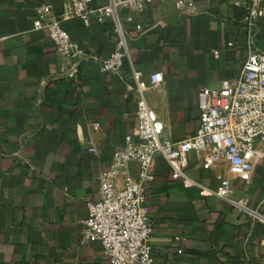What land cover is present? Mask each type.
<instances>
[{
  "label": "crops",
  "instance_id": "0c3cea01",
  "mask_svg": "<svg viewBox=\"0 0 264 264\" xmlns=\"http://www.w3.org/2000/svg\"><path fill=\"white\" fill-rule=\"evenodd\" d=\"M197 1L205 6L193 16L172 0H153L132 20L123 11L128 55L118 76L93 58L64 59L46 31L33 29L37 10L51 5L66 15L72 39L101 58L116 47L112 22L85 25L69 16L68 0H0V264H110L102 245L86 240L84 221L115 152L137 139L134 71L145 81L164 74L144 95L177 141L200 126V90L238 76L248 57L247 0ZM255 29V49L264 51V17ZM76 61L81 75L71 79L64 70ZM204 156L189 153V185L156 157L147 192L155 263L260 264L264 160L247 182L227 164L203 168ZM220 175L231 177L233 194L202 195L219 187Z\"/></svg>",
  "mask_w": 264,
  "mask_h": 264
},
{
  "label": "built area",
  "instance_id": "2783aa9c",
  "mask_svg": "<svg viewBox=\"0 0 264 264\" xmlns=\"http://www.w3.org/2000/svg\"><path fill=\"white\" fill-rule=\"evenodd\" d=\"M172 1L181 13L190 16L201 13L205 6L197 0ZM68 2L69 16L81 19L85 25L93 21L113 23L118 39L110 55H88L64 26L66 15L56 13L51 5L37 10L33 29L46 31L64 59L93 58L101 62L103 72L121 76L128 55V33L121 13L127 11L132 20V15L145 10L153 0H107L103 5H96L93 0ZM263 17L264 0H247L244 22L249 26L248 57L238 76L225 79L218 87L205 86L200 90V126L184 139L175 141L168 135L144 95L147 90L161 87L164 74L153 72L145 81L141 72L134 71L136 87L130 88L138 92L134 133L137 139L128 136L115 152L110 168L99 178L98 198L88 202L89 214L84 221L86 240L99 242L110 264H156L155 222L149 213L147 192L155 179L157 156L167 160L172 177L183 180L185 185L190 184L186 171L192 151L205 153V169L227 164L238 178L252 180L256 166L264 160V51L255 49V26ZM64 72L71 79L78 78L79 62L72 63ZM132 164L137 165L136 173ZM219 179L216 190L202 187L201 194L228 199L233 194L232 179L222 175ZM260 264H264V256Z\"/></svg>",
  "mask_w": 264,
  "mask_h": 264
}]
</instances>
